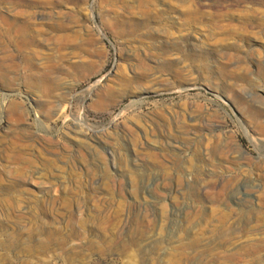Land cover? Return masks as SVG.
I'll return each mask as SVG.
<instances>
[{
  "label": "rangeland",
  "instance_id": "rangeland-1",
  "mask_svg": "<svg viewBox=\"0 0 264 264\" xmlns=\"http://www.w3.org/2000/svg\"><path fill=\"white\" fill-rule=\"evenodd\" d=\"M0 264H264V0H0Z\"/></svg>",
  "mask_w": 264,
  "mask_h": 264
},
{
  "label": "bare ground",
  "instance_id": "bare-ground-1",
  "mask_svg": "<svg viewBox=\"0 0 264 264\" xmlns=\"http://www.w3.org/2000/svg\"><path fill=\"white\" fill-rule=\"evenodd\" d=\"M20 14V13H19ZM21 15V14H20ZM4 22V21H3ZM6 23H7V26L9 27L7 30L8 31H6L8 34L7 35H10V34H12L11 32H12V30L15 28V27H17V25H16V23L14 24L13 22H7L6 21ZM5 24V23H4ZM3 24V25H4ZM25 27V26H24ZM16 29V28H15ZM30 30V28L28 29V30H26V29H24V28H21V27H18V29L15 31L14 30V32H17V34H19L20 33V36H21V33H28V31ZM27 31V32H26ZM13 32V33H14ZM16 34V33H15ZM13 35V34H12ZM28 35V34H27ZM9 39H10V37H8ZM12 38V37H11ZM26 38V37H25ZM15 39V38H14ZM11 43L13 42V39H12V41H10Z\"/></svg>",
  "mask_w": 264,
  "mask_h": 264
}]
</instances>
